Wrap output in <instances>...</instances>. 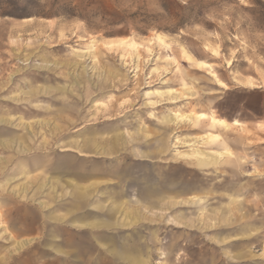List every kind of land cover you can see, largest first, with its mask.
<instances>
[{"label":"rangeland","instance_id":"1","mask_svg":"<svg viewBox=\"0 0 264 264\" xmlns=\"http://www.w3.org/2000/svg\"><path fill=\"white\" fill-rule=\"evenodd\" d=\"M15 94L17 110L0 104V264H264V0H0V101ZM204 134L235 159H176L221 149ZM68 240L79 255L52 250Z\"/></svg>","mask_w":264,"mask_h":264},{"label":"bare ground","instance_id":"2","mask_svg":"<svg viewBox=\"0 0 264 264\" xmlns=\"http://www.w3.org/2000/svg\"><path fill=\"white\" fill-rule=\"evenodd\" d=\"M128 48H129V50L131 49L134 52H136V56L139 57V54L137 52L138 45H136L135 43H129ZM87 51L90 52V53H92V56H93L94 59L97 58V55L95 53L96 48H95V46H94L93 43H91L90 45H87L86 52ZM181 52H182V55H183L184 59L188 63L194 64L195 66L196 65L197 66L203 65L202 62H199V61L194 62V60L192 59V57L186 51H184L183 49H181ZM136 68H137V66H136ZM209 77L212 79V82L215 83V85L217 87H219L220 89H222L224 91H226V90L229 89V87L225 83H222L213 72L212 73H209ZM10 87H11V85L9 87H7L5 90H3V92L1 94H4L5 92H8L9 89H10ZM246 87L254 89L257 86L251 80H247L246 81ZM46 90L49 91L50 90L49 87ZM59 90H60V88H59ZM35 91L28 92V93L23 92V95L24 96L28 95V98H34L35 95H36V92ZM185 92L187 93V92H189V90H186ZM148 94L149 93L147 92L146 93V96ZM189 94H191V93H189ZM18 95L19 94H15V95H13L11 97H8V100L14 102L15 105L14 104H10L8 101H5V100L0 101V104H4V107H6V108L10 107L11 109L17 110V106L20 104L19 103V99H18ZM174 95H176V94H174ZM105 104L106 103H104V102H100V103L97 104V107L98 106H105ZM39 113L40 112L38 110V105L32 106V108H30L29 111L27 112L28 115H38ZM168 115H169L168 116L169 119L167 120V122L169 124H179V123L184 122V121L191 122L192 121V118H193V116L190 113L189 114H179V113H176V112H171V113H168ZM209 116L210 117L206 116L204 113H197L196 119H198L200 122H204L205 120L209 119V123H210L211 128H213V129L216 128V130L217 129H221V131L225 132V135L228 134V133H230V130H233V129H237L238 131H242L243 133H246V131L243 129V126L241 125V123L237 119H233L229 123V122L225 121L224 119L217 118L214 114H211ZM4 122H6V120L0 118V124L1 123H4ZM36 122L43 123V121H40V120H37ZM261 128H262V130H264V125L261 126ZM201 140H203V142H206V143L207 142L213 143V144L216 143V145H219L221 147V149L220 150H217L214 153V155H212V156L211 155H208V154H205L203 152H199V151L198 152H193L192 154H186V153H183V152H176L174 154V156L176 157V159L181 160V161H182V159H189V160H192L193 162H210V161L213 160V161H216V162H228V163H231L235 159V155H234L233 150L228 147V145H227V143L225 141V138L221 134H214V135L204 134L202 136ZM0 143L2 145V142H0ZM15 180H17V178H15V177L14 178H10V179H8L7 183L10 184V183L14 182ZM22 192H25V188H22ZM198 201L199 202H202L201 199H199ZM24 244H25V242L23 243V245ZM20 247L21 246H19V248Z\"/></svg>","mask_w":264,"mask_h":264},{"label":"crops","instance_id":"3","mask_svg":"<svg viewBox=\"0 0 264 264\" xmlns=\"http://www.w3.org/2000/svg\"><path fill=\"white\" fill-rule=\"evenodd\" d=\"M84 192L80 187L74 186V191H73V197L75 200H79V199H83L84 198ZM105 208V204L101 203L100 205H96V209L101 210ZM119 207L114 208V209H106V211L108 212V214L112 215V214H117ZM59 222H63L61 221V219L58 220ZM102 225V223H100V221H92V222H78V221H74L72 223V228H77V229H85V228H95V227H100ZM53 238L57 239L58 236H52ZM87 245H91V240L88 241ZM61 245L59 244H54L52 250L55 251L56 253L63 255L62 257H68L69 255H71V253L73 251H76V254L79 255L80 252L77 253L78 246L75 245L74 242H70V240H68L67 242V248L71 247L72 249H65V248H60ZM47 252V251H45ZM92 250L87 246V249H85L84 253L85 255H92ZM116 252H112L111 254L114 255ZM84 255V256H85ZM91 264V263H90Z\"/></svg>","mask_w":264,"mask_h":264}]
</instances>
